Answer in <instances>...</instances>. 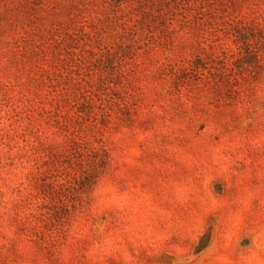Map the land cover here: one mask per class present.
I'll return each instance as SVG.
<instances>
[{"label":"rangeland","instance_id":"374dc122","mask_svg":"<svg viewBox=\"0 0 264 264\" xmlns=\"http://www.w3.org/2000/svg\"><path fill=\"white\" fill-rule=\"evenodd\" d=\"M0 264H264V0H0Z\"/></svg>","mask_w":264,"mask_h":264}]
</instances>
